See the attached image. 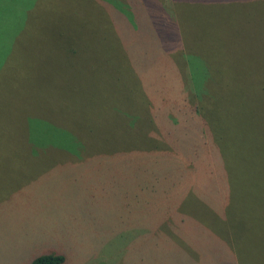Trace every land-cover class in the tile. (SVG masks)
I'll use <instances>...</instances> for the list:
<instances>
[{
  "label": "rangeland",
  "instance_id": "obj_1",
  "mask_svg": "<svg viewBox=\"0 0 264 264\" xmlns=\"http://www.w3.org/2000/svg\"><path fill=\"white\" fill-rule=\"evenodd\" d=\"M106 5L129 13L126 0H0V264H29L46 250L63 254L65 264H136L127 254L148 229L191 264H264V151L256 124L236 108L230 146L209 136L210 117L194 116L186 101L185 62L168 80L175 86L158 89L156 66L170 61L162 49L156 53L154 40L166 36L158 23L141 28L152 32L149 42L135 37L144 51L153 42L138 55L142 77L126 72ZM246 7L259 16L254 27L264 44V1ZM235 29L244 27L231 25L229 33ZM29 35L43 45L61 37L65 43H53L57 69L32 73L25 66L32 62L24 50ZM222 64L226 72L263 71L264 86V50ZM197 81L207 84L209 75L199 72ZM185 118L193 126L181 133L176 124L187 125ZM256 166L252 176L261 174L251 186L249 169ZM245 205L248 226L235 247L241 219L233 217ZM221 218L225 227L218 229Z\"/></svg>",
  "mask_w": 264,
  "mask_h": 264
},
{
  "label": "trees",
  "instance_id": "obj_2",
  "mask_svg": "<svg viewBox=\"0 0 264 264\" xmlns=\"http://www.w3.org/2000/svg\"><path fill=\"white\" fill-rule=\"evenodd\" d=\"M263 1L264 0H126L129 9L128 14L118 12L113 8H109L107 5L105 8L106 11H109L108 14L111 20V26L114 29L113 32L116 34L115 38L119 45V51H122L127 61L126 72H128L130 68L134 75L136 73L137 76H140V78L142 77L136 67L139 61V52L144 50L142 49V44L138 43L135 37L146 39V41L149 42L148 36H151L152 32L148 26L146 32H142L141 28L150 24L149 21H151V23H158V27L163 28L160 30H164L166 36L159 35V38L154 40L158 48L156 53H159L162 49L164 53H167L166 57L170 59L168 64L164 67L158 68L156 66L158 73L154 76L160 78V80L157 81V83H160L158 89L163 87L162 84L166 86V89L173 88L175 86L174 81L170 83L168 80H170L174 74H181V65H184L185 62L189 65L190 70L188 77L189 85L188 87L184 86L186 101L187 103L188 101L193 103L192 106L194 108H192L190 112H192L194 116L197 114L198 116L205 115L210 117L209 123L212 121V124L216 123L217 117L218 120L221 121L230 119L231 122L234 121L232 124L235 125L237 117L239 116L236 113V108H238L243 113L242 115L244 117L251 119L252 122H260L264 130V97L259 98L256 94V88L259 89L261 87L263 90H260V92H264V86L262 85L263 75H260V72L263 71L257 69L254 72L250 70L244 72L233 69L232 71L226 72L222 64L225 59L239 60V58L243 56L261 53L264 50L262 35L258 34L254 27L255 24L259 23V16L255 18L256 12L246 7L247 4L252 2H257L258 5H262ZM166 11L169 12L168 15ZM118 17L125 22H119ZM106 18L108 19V17ZM215 24L219 26L216 29L212 28ZM223 24L226 26L225 30L222 29ZM28 25L29 32H33L32 26L30 24ZM231 25L234 27L236 25L243 26L244 29H235L233 32L229 33ZM107 26L105 24L106 31L103 33L105 34L104 40L107 39ZM95 34L99 35L97 32ZM101 36L102 35H100V37ZM239 36L240 38H238ZM27 37L24 42V50L26 51V56L30 58L32 62L25 66L28 69H35L32 73L40 72V70L57 69L56 60L58 56L54 53L55 49L53 48V43H65L61 37L56 36L59 38H56V41L53 43L46 39V44L44 45L39 43L40 38L31 35ZM231 38H235V40ZM67 42L68 40L66 39V43ZM142 43L144 44L143 41ZM151 44H153L152 41ZM151 44L148 49V45L145 46L146 49L144 52L149 51ZM45 48H47L46 51ZM63 49H66V56L63 54L64 59H68L70 55L68 54V47H63ZM31 54L34 55L33 58ZM255 58L258 57L255 56ZM42 61H44V65ZM26 72L27 71H25V73ZM199 72L206 74L207 77L209 75L207 84L201 86L200 81H197ZM121 77L122 76H119L120 79ZM163 78L166 83H164ZM180 85L181 80L179 82V86ZM146 86L147 84L145 83L144 87ZM182 91H177L179 98H181ZM177 105L178 103L174 105V108L176 107V113L183 112L182 107L180 106L177 108ZM209 112H212V114L208 116L207 114ZM27 116H36V114L35 112H31ZM192 119L193 118H185L183 120L185 123L189 122L187 125H184L182 120H178L176 126H179L181 133L184 131H191L193 122L190 123L189 120ZM170 135L172 136V134ZM263 136L262 133H259V137L257 138L261 139ZM174 142L175 144L177 143L175 147L180 149V142H177L176 139ZM181 143L184 144L183 142ZM187 143L188 141L186 144ZM258 143H261L262 149H264V144L260 140H258ZM251 151L257 152V149L254 147ZM258 181L259 178L257 182ZM231 184L235 189H239L238 182L231 180ZM230 202L232 204V200H230ZM236 204L237 202L235 201V205ZM247 208L246 205L242 206L241 211L237 208L239 216L233 217L234 220L237 218L241 219L236 221L234 226L235 234H233V237L235 247H237L238 243L236 244V242L239 240H236V236L241 233L238 231H242V229L244 231V227L246 228L248 226L249 211ZM219 221L220 225H218V229L225 227V221L222 218ZM146 229L148 228L142 230ZM219 234L222 235V233ZM139 238V244L134 240V245L129 249V253L127 254V256H136L135 261H138V263L155 264L154 260L175 263L174 261L179 260L176 263L191 264L185 253L171 248L170 244H167L168 242H165V238L162 237L161 234H158V232L155 233L148 229V233H142ZM236 254L238 255V248H236ZM239 254L242 255V252ZM254 257L255 255H252L250 261L259 260ZM252 258L254 259L251 260ZM65 262L66 257L63 254L55 251L47 252L46 250L35 256L29 264H65Z\"/></svg>",
  "mask_w": 264,
  "mask_h": 264
},
{
  "label": "crops",
  "instance_id": "obj_3",
  "mask_svg": "<svg viewBox=\"0 0 264 264\" xmlns=\"http://www.w3.org/2000/svg\"><path fill=\"white\" fill-rule=\"evenodd\" d=\"M215 122L216 123H214V127H215V131H214L213 124H212V121H211L210 127H212V131H209V133H210L209 136L217 137L219 139V142H220L221 146L222 145H226L223 148L229 147L230 146V142H231V138L233 137V127H232L233 124L232 123H234V121L230 124V122H231L230 119H227L226 121H223V120L221 121V120H218V117H217ZM206 123H208V121H206ZM254 123L256 124L255 127H253V129L256 130L255 131L256 137H259V133H262L264 135V130L262 129V127L260 125V122L257 121V122H254ZM223 127H226V129L220 130L221 128L223 129ZM260 141L264 144V136H263V138L260 139ZM228 142H229V144H228ZM263 151H264V149H262V152ZM251 154L257 155V152L256 151H251ZM235 161H237V165H240L238 159H236ZM256 161H260V159H258ZM256 168H257V166L256 167H251L249 169V174L251 175V177H250L251 178L250 181H251V184H252L251 186H253L257 182L258 178H260V174L261 173L260 174L258 173L257 177H254L251 174V172H253V170H256ZM231 180L232 179H230V181H229L230 188H232ZM238 191H239V189L237 190V194H238ZM230 192H231V190H230ZM238 196H240V199L238 198L237 202H243L244 201L243 196H241L240 194ZM207 202H208V200H207ZM228 213H229V211L225 212V214H228ZM222 217H227V216H222Z\"/></svg>",
  "mask_w": 264,
  "mask_h": 264
}]
</instances>
